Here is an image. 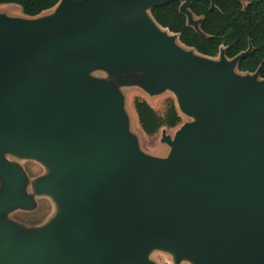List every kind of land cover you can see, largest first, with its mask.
Returning <instances> with one entry per match:
<instances>
[{
  "label": "water",
  "instance_id": "95a60500",
  "mask_svg": "<svg viewBox=\"0 0 264 264\" xmlns=\"http://www.w3.org/2000/svg\"><path fill=\"white\" fill-rule=\"evenodd\" d=\"M174 1L199 31L192 0L0 13V264H155L153 251L264 264V79L237 69L251 46L215 59L161 27L150 10ZM121 87L170 91L191 118L162 135L166 157L139 148ZM18 161L44 172L30 181ZM40 198L54 211L44 223L9 217Z\"/></svg>",
  "mask_w": 264,
  "mask_h": 264
},
{
  "label": "trees",
  "instance_id": "16d2710c",
  "mask_svg": "<svg viewBox=\"0 0 264 264\" xmlns=\"http://www.w3.org/2000/svg\"><path fill=\"white\" fill-rule=\"evenodd\" d=\"M60 0H0V5L15 4L23 15L35 17L54 8ZM180 2L174 1L150 10L153 19L171 33L177 34L181 44L195 49L207 57H216L221 48L225 56L233 59L251 51L237 64L242 73H255L259 69L264 79V0H215L216 10H210V0H192L191 12L201 18L199 31L187 25L179 12ZM133 108L142 132L151 137L161 128H175L181 123L173 101H168L163 115L157 114L149 104L139 98Z\"/></svg>",
  "mask_w": 264,
  "mask_h": 264
},
{
  "label": "rangeland",
  "instance_id": "374dc122",
  "mask_svg": "<svg viewBox=\"0 0 264 264\" xmlns=\"http://www.w3.org/2000/svg\"><path fill=\"white\" fill-rule=\"evenodd\" d=\"M50 11L44 12L41 15H45L50 13ZM0 13L5 14L10 17H23L21 9L19 6L15 4H6L0 5ZM219 55V54H218ZM218 55L215 59H218ZM137 73H118L116 74L119 80L130 81L136 80ZM121 91L126 100V111L130 116L131 126L130 129L132 133H134L138 138L139 148L145 154L154 157H166L169 152V147L163 143H161L162 135H169L173 137L174 132L185 122L191 120V118L186 117L181 112H178V115L181 117V123L178 124L175 128H161L155 135L148 137L146 136L137 120L136 113L133 108V101L135 98L142 99L146 101L149 106L159 115H163L166 109V104L168 101H173L176 107V100L173 94L170 91H165L161 94L149 96L144 91H142L138 87H121ZM23 169L26 171L30 181L36 178L37 176L41 175L44 170L40 167L39 164L33 161H18ZM38 201V207L33 212H23V211H16L12 212L9 217L23 225L26 226H38L44 223L51 215L53 214V206L52 204L45 198H40ZM150 260L153 261L155 264H176L173 261V258L170 254L162 252V251H153L150 256ZM178 264H190L185 261H181Z\"/></svg>",
  "mask_w": 264,
  "mask_h": 264
}]
</instances>
